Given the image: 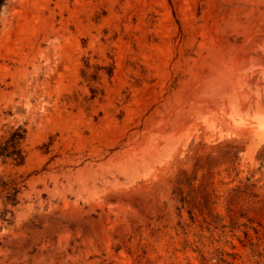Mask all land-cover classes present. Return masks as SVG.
Returning a JSON list of instances; mask_svg holds the SVG:
<instances>
[{
    "label": "rangeland",
    "instance_id": "obj_1",
    "mask_svg": "<svg viewBox=\"0 0 264 264\" xmlns=\"http://www.w3.org/2000/svg\"><path fill=\"white\" fill-rule=\"evenodd\" d=\"M0 264H264V0H4Z\"/></svg>",
    "mask_w": 264,
    "mask_h": 264
},
{
    "label": "trees",
    "instance_id": "obj_2",
    "mask_svg": "<svg viewBox=\"0 0 264 264\" xmlns=\"http://www.w3.org/2000/svg\"><path fill=\"white\" fill-rule=\"evenodd\" d=\"M4 0H0V8L2 7Z\"/></svg>",
    "mask_w": 264,
    "mask_h": 264
}]
</instances>
